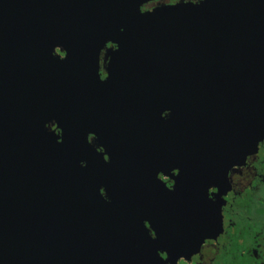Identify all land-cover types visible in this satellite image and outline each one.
Here are the masks:
<instances>
[{"label":"water","instance_id":"water-1","mask_svg":"<svg viewBox=\"0 0 264 264\" xmlns=\"http://www.w3.org/2000/svg\"><path fill=\"white\" fill-rule=\"evenodd\" d=\"M156 1L0 0V264L156 261L158 242L108 225L176 208L181 187L159 201L123 192L141 173L126 166L159 163L158 108L146 95L167 96L159 108L172 112L194 173L227 172L264 139V0L142 10ZM195 179L197 217L209 180ZM195 236L199 245L206 235Z\"/></svg>","mask_w":264,"mask_h":264},{"label":"flooded vegetation","instance_id":"flooded-vegetation-1","mask_svg":"<svg viewBox=\"0 0 264 264\" xmlns=\"http://www.w3.org/2000/svg\"><path fill=\"white\" fill-rule=\"evenodd\" d=\"M190 1L194 0L156 1L142 10L145 12L162 5ZM116 49L109 43L101 53L102 80L107 78L106 69L110 64L111 54L108 51ZM56 54L61 58L66 55L60 49L56 50ZM153 96H144V102L148 100L158 108L159 126L150 138L155 139V143L150 144L155 145L153 152L159 163L148 167L126 166L125 171H138L142 175L129 173L123 192L127 200L159 201L163 193H175L176 188L181 187L172 201L176 208L167 209L174 210L172 212L155 213L154 219L153 215L144 214L145 219L140 223L124 219L122 223L108 225L116 229L119 227L117 230L123 229L128 234L139 232L146 242H158V256L151 264H264V139L243 164L232 165L227 172L207 173V176L201 171L194 173L192 150L189 146L184 149L183 144L177 142L179 132L175 128L172 112L159 108L167 96ZM174 97L171 95L170 99ZM88 142L100 153L105 152L97 136L89 135ZM145 151L152 152L151 146L145 145V150L141 152ZM105 158L108 160L107 156ZM204 177L209 180L208 191L204 197L196 198L205 203V213L196 217L194 189L189 187L196 183L195 178L201 183ZM111 192L113 195L118 193L116 190ZM100 194L104 203L115 202L105 187H101ZM200 231L206 236L198 245L195 234Z\"/></svg>","mask_w":264,"mask_h":264}]
</instances>
